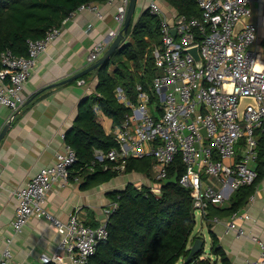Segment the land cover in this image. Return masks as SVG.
<instances>
[{"label":"built area","instance_id":"built-area-1","mask_svg":"<svg viewBox=\"0 0 264 264\" xmlns=\"http://www.w3.org/2000/svg\"><path fill=\"white\" fill-rule=\"evenodd\" d=\"M197 2L202 11L200 17L183 15L179 22L173 23L163 14L157 0L150 1L148 9L160 18L162 36V44L154 48L160 74L155 77L153 87L160 102L152 105L150 94L141 84L137 85L136 101L128 96L123 86H118L116 98L129 110L115 130L118 146L107 152L97 150L96 160L113 161L114 168L124 170L131 157L154 158L155 179L159 182L151 189L161 193V182L168 178L170 166L180 155L185 168L178 181L191 190L195 213L204 219L210 205L223 204L237 188L252 184L258 175L249 163L258 155L256 130L264 131V67H259L258 53L253 49L258 26L245 21L252 12L251 0ZM129 4L130 0H120L115 16L119 28L111 30L109 38L93 47L86 58L88 66L101 57L122 29ZM83 9H92L102 16L99 3H85L70 12L63 23ZM240 20L245 22V27L234 36ZM60 34L61 25L51 27L41 38L27 39V55L15 54L11 49L1 53L0 105L9 107L13 114L23 108L27 102L23 90L38 57ZM194 45L199 46L201 66L186 51ZM85 83L86 79H79V84ZM243 96H253L258 103L257 107L247 106L244 125L238 112ZM242 137L246 139L244 158L226 163V159L236 156ZM78 159L75 148L66 142L64 149L56 153L53 164L41 167L24 187L16 190L18 206L12 222L14 231H23L30 219L37 217L48 219L60 234L57 250L53 254L43 253V263H56L64 252L71 264H86L96 253L99 243L109 235L108 222L118 208L117 201L105 209V219L97 226L83 222L79 209L70 212L64 221L47 207L52 189L56 185L70 184L71 168ZM106 164L107 169L109 164ZM204 175L219 183L206 184ZM75 179L80 181L79 177ZM251 218L241 209L234 211L227 232L242 237L246 230L238 221ZM213 220L218 221V218ZM253 240L259 245L260 256L247 258L242 264H264V238L253 237ZM12 243L13 238L8 237L0 264H23L14 261Z\"/></svg>","mask_w":264,"mask_h":264},{"label":"trees","instance_id":"trees-1","mask_svg":"<svg viewBox=\"0 0 264 264\" xmlns=\"http://www.w3.org/2000/svg\"><path fill=\"white\" fill-rule=\"evenodd\" d=\"M107 0H0V69L1 53L11 49L15 54L27 55V39L45 36L54 26L62 25L70 12L85 3H101ZM186 17L201 16L202 11L197 0H169ZM162 44L160 18L149 9L131 22L127 37L114 54L104 64L94 70L98 79L95 90L84 97L73 126L65 133V140L78 153V161L71 168V179L82 178L86 185L108 182L121 172L146 173L153 177L151 168L154 158L131 157L124 170L114 168L113 161L96 160V150L105 152L118 146L115 133H107L98 119L101 111L113 122L114 130L122 123L128 108L116 98L115 90L123 86L128 96L136 101L137 85L141 84L151 97V104L160 102L153 81L160 74L156 66L154 48ZM113 67V68H112ZM93 73V72H91ZM81 78L87 79L91 74ZM80 78V79H81ZM258 141L256 158L257 177L252 184L237 188L231 195L229 208L210 205L206 218L231 215L245 206L250 195L264 177V131L256 130ZM245 137L237 145L244 148ZM237 151L239 161L244 155ZM96 160V164L93 161ZM109 164L106 169L105 166ZM185 165L178 155L169 168L168 178L176 173L180 175ZM113 201L118 202L117 210L108 222L109 235L103 239L96 253L86 264H177L181 259L186 264H230L226 251L219 245L218 236L211 231V257L201 258L203 250L188 261L190 245L200 234L191 235L197 227L194 199L191 190L177 183L161 182V193H155L146 184L127 183L122 189L109 192ZM206 244V241H205ZM55 264V263H45Z\"/></svg>","mask_w":264,"mask_h":264},{"label":"crops","instance_id":"crops-1","mask_svg":"<svg viewBox=\"0 0 264 264\" xmlns=\"http://www.w3.org/2000/svg\"><path fill=\"white\" fill-rule=\"evenodd\" d=\"M150 1H137L134 20L148 9ZM157 1L163 8V14L171 22H177L183 16L171 1ZM119 5L120 0H107L99 3L102 16L92 9H83L62 23L61 34L38 57L25 85L23 94L27 102L23 108L13 114L9 107L0 105V132L11 121L8 132L0 142V256L8 237L13 238L15 262L45 264L41 259L42 254H53L57 250L60 234L46 218L33 217L23 231H14L12 222L18 206L16 190L24 187L41 167L53 164L56 153L64 149L66 140L63 134L73 126L82 99L95 90L98 79L94 69L88 72L93 73L87 77L85 84H79L82 76L62 81L87 68L86 58L93 47L109 38L111 30L119 28L115 18ZM250 5L252 12L245 21L258 26V37L253 49L258 53L259 67H264V0H251ZM56 83L60 84L54 85ZM98 119L107 133H115L112 120L101 111L98 112ZM237 151L243 155L246 152L245 147L241 146ZM236 159L237 154L225 162L230 164ZM249 165L256 169V160L250 161ZM131 173L140 184L153 186L146 173ZM125 174L121 172L108 182L91 186H83L85 181L82 178L80 181L73 178L66 186L56 185L49 193L47 207L64 221L68 219L70 212L79 209L83 222L97 226L104 221L105 209L113 202L109 192L122 189L129 183L125 180L114 181ZM137 175L142 179L137 178ZM204 181L209 184L208 176L204 175ZM231 205V196L223 204H212L218 208H229ZM240 209L252 217L239 219V225L246 230V234L240 238L231 231L227 232L230 214L214 216L218 221L213 220L214 218H201L198 226V232L208 231L211 239V231L218 236L219 245L226 251L230 264H242L247 258L260 256L259 245L253 237L264 238V177L250 195L247 204ZM205 257L207 258L206 255L202 256ZM211 258L217 259L215 256ZM180 261L184 263L183 259ZM55 264H71V261L67 253L63 252L61 259Z\"/></svg>","mask_w":264,"mask_h":264},{"label":"water","instance_id":"water-1","mask_svg":"<svg viewBox=\"0 0 264 264\" xmlns=\"http://www.w3.org/2000/svg\"><path fill=\"white\" fill-rule=\"evenodd\" d=\"M137 1L138 0H130V4L128 6V10H127V13L125 15L124 25H123L122 29L119 30L118 34L113 38L108 49L101 55V57L97 61H95L94 63L89 65L87 68H85L84 70L76 73L75 75L66 79L65 81H62V83L73 80V79H77V78L85 75L86 73L98 68L100 65L104 64L107 60H109L111 58V56L114 54L116 49L120 46L122 41L125 40L127 37L128 29L131 25V22L133 20L134 14H135ZM181 19H182V16L179 17L177 22H179ZM244 27H245V22L242 20L238 21L233 35L236 36ZM176 32H177L176 29H173V33L176 34ZM186 51L188 53H190L195 58L197 65L201 66L203 64V59H202V56L200 54V50H199L198 45L188 47V48H186ZM58 84H60V83H56L54 85H58ZM249 105H253V106L257 107L258 103H257L256 98L253 96H243L240 99L239 108H238L239 120L242 122V125L245 124L243 121L244 115H245V110H246L247 106H249ZM10 126H11V121L3 127L2 131L0 132V142L4 138L6 133L8 132ZM202 131L204 133H206V129L204 127L202 128ZM178 176L179 175L176 173L171 178L165 179V183H177ZM204 246H205V239L200 238V237L197 238L191 246V250H190V253L188 255L187 260L191 261L195 255H197L198 253H200L203 250Z\"/></svg>","mask_w":264,"mask_h":264},{"label":"rangeland","instance_id":"rangeland-1","mask_svg":"<svg viewBox=\"0 0 264 264\" xmlns=\"http://www.w3.org/2000/svg\"><path fill=\"white\" fill-rule=\"evenodd\" d=\"M156 172H157V167L154 165V166L151 168V173H152L153 175H155ZM134 178H135V175H134V174H132V173H127V174H125L124 176H120V177H118V178H115L114 181L117 182L118 180H119V181H121V180H125V181H127V182H132V181H133V183H135V184H137V185H142V184H146V185H148L147 183H141V184H140V183L138 182V180L136 181ZM137 178L142 179L139 175H137ZM151 180H152V179H151ZM142 182H143V180H142ZM152 183H153V185H155L157 182H155V181L152 180ZM209 185H216L215 180H214L213 178H211V177L209 178ZM150 187H152V186L150 185ZM201 218H202V217H201L199 214H196V219H197L198 224H197V227H196V229L194 230L193 234L191 235L190 242H192V240H193L194 236H196V234H200L202 237L205 238V241H206V244H205V251H204L205 254H204V255H206L207 257H214V255L211 254L212 239L210 238L209 232L206 231V230H204L203 232H198V230L200 229L198 226H199V224L201 223ZM191 246H192V245H190V247H191ZM205 258H206V257H205ZM177 264H186V263H185V261H184V263H183L182 261H179ZM191 264H202V263H201V262H197V263L193 262V263H191Z\"/></svg>","mask_w":264,"mask_h":264},{"label":"bare ground","instance_id":"bare-ground-1","mask_svg":"<svg viewBox=\"0 0 264 264\" xmlns=\"http://www.w3.org/2000/svg\"><path fill=\"white\" fill-rule=\"evenodd\" d=\"M233 194V193H232ZM205 239V238H204Z\"/></svg>","mask_w":264,"mask_h":264}]
</instances>
